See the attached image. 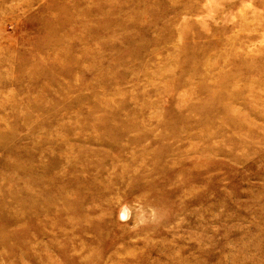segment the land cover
Segmentation results:
<instances>
[{"label":"rangeland","instance_id":"rangeland-1","mask_svg":"<svg viewBox=\"0 0 264 264\" xmlns=\"http://www.w3.org/2000/svg\"><path fill=\"white\" fill-rule=\"evenodd\" d=\"M0 264H264V0H0Z\"/></svg>","mask_w":264,"mask_h":264}]
</instances>
